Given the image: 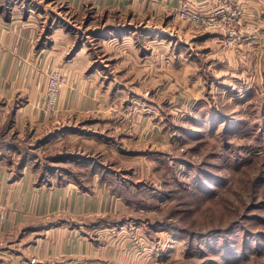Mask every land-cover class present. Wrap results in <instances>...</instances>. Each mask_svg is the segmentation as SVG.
Segmentation results:
<instances>
[{
    "label": "rangeland",
    "instance_id": "rangeland-1",
    "mask_svg": "<svg viewBox=\"0 0 264 264\" xmlns=\"http://www.w3.org/2000/svg\"><path fill=\"white\" fill-rule=\"evenodd\" d=\"M158 2L98 10L53 0L40 42L67 26L74 64L53 68L63 74L53 110L0 95V158L21 175L33 168L45 189L105 192L107 211L67 218L117 248L111 263L264 264V12L252 24L229 0L240 38L227 46L181 18V4ZM63 215L45 216L42 229Z\"/></svg>",
    "mask_w": 264,
    "mask_h": 264
},
{
    "label": "crops",
    "instance_id": "crops-1",
    "mask_svg": "<svg viewBox=\"0 0 264 264\" xmlns=\"http://www.w3.org/2000/svg\"><path fill=\"white\" fill-rule=\"evenodd\" d=\"M52 1L0 0V95L15 106L17 99L24 97L21 108L38 115L42 111L50 70L60 66L67 74L65 66L74 64L72 58H65V53L75 43L74 34L67 26L57 25L48 38L50 42H40L44 32L40 25L43 15L49 19L54 13ZM63 1L77 9L91 4L98 10H135L156 3V0ZM161 1L158 5L177 8L183 0ZM188 1L196 9L209 10L219 0ZM236 1L242 5L250 22L259 25L264 0ZM73 56L76 59L80 55ZM50 187L45 189L37 184L33 168L27 166L23 174L18 175L0 158V206L6 212L0 226V264H18L21 258L29 256L42 260L54 258L57 264H114L107 259L114 258L118 252L116 247L98 246L82 229L69 225L67 218L69 213L107 211L110 197L105 192L89 197L78 191V187ZM50 214H64L62 218L66 221L42 229L41 220Z\"/></svg>",
    "mask_w": 264,
    "mask_h": 264
},
{
    "label": "built area",
    "instance_id": "built-area-1",
    "mask_svg": "<svg viewBox=\"0 0 264 264\" xmlns=\"http://www.w3.org/2000/svg\"><path fill=\"white\" fill-rule=\"evenodd\" d=\"M229 0H220L209 10L194 8L188 0H183L179 7V15L188 21L195 29L204 32H221L227 46L235 45L239 40L240 18ZM63 84L61 69H51L48 74L47 86L43 96L44 109H55L59 96V89ZM5 214L0 206V226L4 222ZM24 264H42L35 256L26 258Z\"/></svg>",
    "mask_w": 264,
    "mask_h": 264
},
{
    "label": "trees",
    "instance_id": "trees-1",
    "mask_svg": "<svg viewBox=\"0 0 264 264\" xmlns=\"http://www.w3.org/2000/svg\"><path fill=\"white\" fill-rule=\"evenodd\" d=\"M88 19H89V18H88ZM1 136H4V135H3V132L0 134V137H1ZM24 163H25V162H24ZM24 165H25V164H24ZM20 168H21V166L19 165V168H18V169H19V170H18V171H19V172H18V175L22 173V172H21L22 170H21ZM41 174H43V172H42Z\"/></svg>",
    "mask_w": 264,
    "mask_h": 264
}]
</instances>
